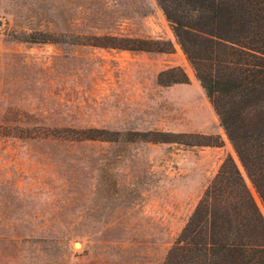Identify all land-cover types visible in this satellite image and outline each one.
Here are the masks:
<instances>
[{
    "label": "rangeland",
    "instance_id": "obj_1",
    "mask_svg": "<svg viewBox=\"0 0 264 264\" xmlns=\"http://www.w3.org/2000/svg\"><path fill=\"white\" fill-rule=\"evenodd\" d=\"M40 32H111L173 48L29 41ZM172 66L190 81L160 84ZM40 127L223 143L40 139ZM0 128V264H162L222 160L241 165L156 0H0Z\"/></svg>",
    "mask_w": 264,
    "mask_h": 264
},
{
    "label": "trees",
    "instance_id": "obj_2",
    "mask_svg": "<svg viewBox=\"0 0 264 264\" xmlns=\"http://www.w3.org/2000/svg\"><path fill=\"white\" fill-rule=\"evenodd\" d=\"M171 23L242 169L231 155L221 162L162 264H264V0H156ZM40 32L34 42L89 44L131 51H165L160 39L107 32ZM159 83H188L172 66ZM3 128H0L2 133ZM195 137L198 138L195 141ZM171 142L221 146L219 135L40 127V139Z\"/></svg>",
    "mask_w": 264,
    "mask_h": 264
},
{
    "label": "bare ground",
    "instance_id": "obj_3",
    "mask_svg": "<svg viewBox=\"0 0 264 264\" xmlns=\"http://www.w3.org/2000/svg\"><path fill=\"white\" fill-rule=\"evenodd\" d=\"M241 166V165H240ZM258 203L261 205V202H260V199L258 198ZM262 207V206H261ZM77 246L79 247L80 246V244L79 243H77Z\"/></svg>",
    "mask_w": 264,
    "mask_h": 264
}]
</instances>
